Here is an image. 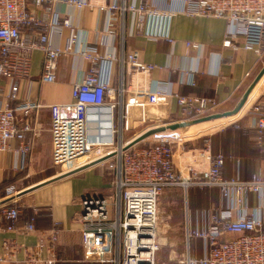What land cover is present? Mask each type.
Returning a JSON list of instances; mask_svg holds the SVG:
<instances>
[{
  "label": "built area",
  "instance_id": "obj_1",
  "mask_svg": "<svg viewBox=\"0 0 264 264\" xmlns=\"http://www.w3.org/2000/svg\"><path fill=\"white\" fill-rule=\"evenodd\" d=\"M67 1L78 8L89 4L82 0ZM184 2L186 14L222 17L238 26L227 34L224 46L239 48L236 37L241 34L245 49L264 54V0ZM38 9L49 15L52 0H0V152L27 155L33 148L32 138L27 137L33 130L32 113L48 108L53 162L60 173L73 174L91 166H103L109 171L112 194L107 197L89 195L80 200L84 259L102 264H156L158 203L163 190L171 186L186 189L215 186L220 189L226 207L211 214L208 226L188 228L187 240L201 239L205 248L199 257L189 255L187 264H264V217L261 216L264 177H227L224 157L193 146L183 149L185 169H178L175 148L184 139L178 131L156 132L149 139L133 143L146 131L166 125L158 110L169 106L172 97L187 119L210 114L220 103L203 96H183L175 90L137 86L131 89L124 83L117 90L103 79L102 72V63L116 58L101 54L97 44L89 42L79 51L89 67L85 78L73 87V101L44 105L22 98L20 87L22 80L30 75L31 59L17 52L18 49H37L44 53L39 78L43 83H54L60 56L75 52L73 31L64 46H51L50 27L60 25L61 19L54 15L53 19L42 20L36 14ZM99 9L107 11L112 18L119 13L132 12L136 16L138 34L151 39H169L167 24L174 14L170 10L156 8L146 1L138 5H120L113 1ZM27 30L31 34L25 37ZM128 65L135 74L145 75L156 67L143 63L137 52L128 55ZM11 102L17 103L11 105ZM103 106L110 110L119 108V127L111 120L110 135L106 139L90 134L88 129L90 109ZM247 110L256 116L259 134H264V100L254 102ZM124 132H134V136L124 140ZM15 140H20L18 148L13 145ZM6 190L4 200L0 201V230L16 231L25 207L19 203L20 192L14 186ZM251 195L256 196L259 203L249 212ZM23 229L35 231V216L24 222ZM228 235L234 237L225 240ZM56 241L57 232H54L46 241L48 257L42 258L29 250L23 260L13 261V264H55ZM7 260L0 254V261Z\"/></svg>",
  "mask_w": 264,
  "mask_h": 264
},
{
  "label": "crops",
  "instance_id": "obj_2",
  "mask_svg": "<svg viewBox=\"0 0 264 264\" xmlns=\"http://www.w3.org/2000/svg\"><path fill=\"white\" fill-rule=\"evenodd\" d=\"M82 1L88 2V6L78 8L67 0H52L49 15L43 9L37 10L36 14L42 20L53 19L54 15L61 19L60 25L50 27L51 46H64L73 31L76 34L75 52L60 56L57 80L54 83H43L39 78L43 69L44 53L37 49H18L17 52L31 59L30 75L22 80L20 87L22 98H30L44 105L73 101V87L85 78L89 67V63L79 53L86 42L97 44L101 54L116 58L112 62H103L102 72L103 79L110 81L117 90L124 83L125 87L131 89L136 86L151 90L162 88L167 91L175 90L183 96L213 98L220 103V107L210 114L233 109L264 66V54L259 55L255 50L245 49L243 35L236 37L239 48L224 46L227 34L233 33L238 26L229 24L222 17L186 14L183 12L184 0ZM113 1L120 5H138L146 1L156 8L174 12L167 24L169 39H151L138 34L136 16L132 12L119 13L112 18L107 11L99 9ZM64 20L68 23L65 24ZM30 34L31 31L27 30L25 37ZM188 43L197 46H190ZM133 52L138 53L143 63L156 66L149 75L135 74L129 70L128 55ZM262 100L264 76L235 116L166 129L178 131L184 137L182 143L175 148L178 169H185L183 149L193 146L209 150L214 156L224 157V173L227 177H264V134H259L256 116L249 114L247 110L248 106ZM16 103L11 102V105ZM45 109L41 108L38 114L32 113L33 130L27 133V137L32 138L33 148L29 154L0 152V201L4 200L6 189L14 186L20 192L19 203L25 207L18 230H0V254L9 259L0 261V264L21 261L29 250L42 258L48 257L46 241L54 232H57L55 264H102L84 259L80 200L89 195L110 196L113 189L109 184V171L103 166H91L64 176L53 162L51 134L48 161L51 163L52 158L54 168L48 169L49 173L43 175L41 172L39 177L34 178L37 172L35 164L42 161L41 151L38 152L42 144L38 127L43 113L41 111ZM158 113L163 114L162 122L166 125L196 119L185 118L173 97L170 105L160 108ZM118 118V108H91L88 115L89 133L106 139L110 135L111 120L119 127ZM126 133L130 132H124L125 137ZM133 136L134 134L130 138ZM149 138L150 136L146 139ZM13 145L18 148L20 140H15ZM249 203L251 212L259 202L256 196L251 195ZM225 207V200L218 187H166L159 197L158 210L162 227L168 225L169 229L162 228L160 233L184 234L188 256L193 252L195 257H199L194 246L201 242L203 255L205 244L201 239L189 242L188 228L208 226L211 214ZM31 216H35L36 229L34 232H26L23 224ZM261 216L264 217V209ZM233 237L228 235L224 239Z\"/></svg>",
  "mask_w": 264,
  "mask_h": 264
},
{
  "label": "rangeland",
  "instance_id": "obj_3",
  "mask_svg": "<svg viewBox=\"0 0 264 264\" xmlns=\"http://www.w3.org/2000/svg\"><path fill=\"white\" fill-rule=\"evenodd\" d=\"M119 110V108H118ZM43 112V113H42ZM41 119H40V126L38 127V132L40 131V138L42 140V144L39 147L40 156L42 157L41 160L38 163L35 164L36 166V175L34 178H37L41 175V172L43 175L50 172V170H53V162L51 158V163H49V150H50V140H51V122H50V113L49 109L46 108L45 110L41 111ZM127 137L124 135V140H128V138L131 137L133 133H126ZM30 153V152H29ZM28 153V154H29ZM39 155V153H38ZM50 169V170H48ZM198 203V202H196ZM169 226L165 225L162 227L160 223V229L167 230ZM182 234V233H181ZM158 243H159V250L156 254V264H187L188 260V248L187 243L185 241L184 234L180 235V233H168V232H162L157 235ZM201 243V242H200ZM200 243L197 246H194V249L196 248V255L200 256L202 254V246ZM195 245V242H194ZM193 257H195V253H191Z\"/></svg>",
  "mask_w": 264,
  "mask_h": 264
},
{
  "label": "water",
  "instance_id": "obj_4",
  "mask_svg": "<svg viewBox=\"0 0 264 264\" xmlns=\"http://www.w3.org/2000/svg\"><path fill=\"white\" fill-rule=\"evenodd\" d=\"M263 76H264V66L259 71V73L255 77V79L248 86V88L245 90V92L242 95V97L240 98L238 104L233 109L222 111V112H216V113L206 115L203 117H198L196 119L189 120V121L175 122L172 124H168L166 126H160L157 128H153V129L148 130L145 133L141 134L139 137H137L133 141V143H137L139 141H142V140L146 139L147 137L151 136L152 134H154L156 132L165 131L166 129H177L179 127H184V126L196 124V123H200L203 121H210V120H214V119H218V118H222V117H228V116H232V115L238 113L243 108V106L246 104L250 95L252 94V92L254 91V89L256 88V86L258 85L259 81L262 79ZM66 175H68V174H64V176H66Z\"/></svg>",
  "mask_w": 264,
  "mask_h": 264
},
{
  "label": "trees",
  "instance_id": "obj_5",
  "mask_svg": "<svg viewBox=\"0 0 264 264\" xmlns=\"http://www.w3.org/2000/svg\"><path fill=\"white\" fill-rule=\"evenodd\" d=\"M160 196H161V195H160ZM158 215H159V210H158ZM158 219H159V221H158L157 235L160 234V217H159V216H158Z\"/></svg>",
  "mask_w": 264,
  "mask_h": 264
}]
</instances>
